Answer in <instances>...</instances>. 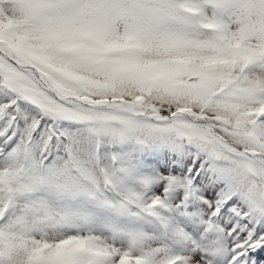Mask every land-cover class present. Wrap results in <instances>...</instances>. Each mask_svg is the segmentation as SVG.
I'll return each instance as SVG.
<instances>
[{"label": "snow or ice", "instance_id": "6c2138e0", "mask_svg": "<svg viewBox=\"0 0 264 264\" xmlns=\"http://www.w3.org/2000/svg\"><path fill=\"white\" fill-rule=\"evenodd\" d=\"M0 264H264V0H0Z\"/></svg>", "mask_w": 264, "mask_h": 264}]
</instances>
